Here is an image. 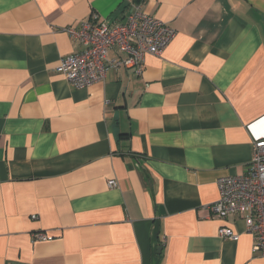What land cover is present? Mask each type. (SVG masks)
Returning <instances> with one entry per match:
<instances>
[{
	"label": "crops",
	"instance_id": "crops-1",
	"mask_svg": "<svg viewBox=\"0 0 264 264\" xmlns=\"http://www.w3.org/2000/svg\"><path fill=\"white\" fill-rule=\"evenodd\" d=\"M132 3L174 28L167 47L73 87L65 29ZM263 115L264 0H0V264H264L244 215L206 207Z\"/></svg>",
	"mask_w": 264,
	"mask_h": 264
},
{
	"label": "built area",
	"instance_id": "built-area-1",
	"mask_svg": "<svg viewBox=\"0 0 264 264\" xmlns=\"http://www.w3.org/2000/svg\"><path fill=\"white\" fill-rule=\"evenodd\" d=\"M131 12L124 22L109 19L90 20L77 29L65 30L82 46L60 59L56 71L73 87L82 88L101 80L108 68L133 67V74L141 73L145 54H160L175 35V30L161 19L131 4ZM116 55L108 58V51ZM264 115L246 124L252 140V155L246 173L220 176L216 180L219 197L206 207L211 214L222 218L228 214H242L245 230L253 235L252 251L264 259ZM115 186L113 179L107 181ZM35 217V216H33ZM221 239L237 241L239 233L227 226L217 231ZM36 239L49 238L44 232L34 234Z\"/></svg>",
	"mask_w": 264,
	"mask_h": 264
},
{
	"label": "trees",
	"instance_id": "trees-1",
	"mask_svg": "<svg viewBox=\"0 0 264 264\" xmlns=\"http://www.w3.org/2000/svg\"><path fill=\"white\" fill-rule=\"evenodd\" d=\"M137 2V1H136Z\"/></svg>",
	"mask_w": 264,
	"mask_h": 264
}]
</instances>
